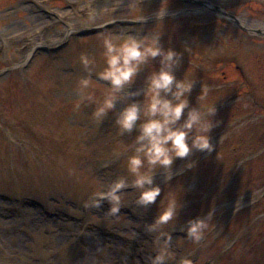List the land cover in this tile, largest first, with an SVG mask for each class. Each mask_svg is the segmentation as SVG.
Listing matches in <instances>:
<instances>
[{
	"label": "rangeland",
	"instance_id": "374dc122",
	"mask_svg": "<svg viewBox=\"0 0 264 264\" xmlns=\"http://www.w3.org/2000/svg\"><path fill=\"white\" fill-rule=\"evenodd\" d=\"M200 1L245 30L166 0L160 41L181 53L176 77L193 79L189 107L214 103L215 147L177 157L170 180L158 169L153 180L161 193L146 207L137 203L139 189H122V208L112 214L106 199L99 207L92 201L120 176L131 184L127 158L136 129L119 131V102L100 123L94 105L74 108L78 80L87 74L79 56H93L101 71L103 35L150 32L163 0H0V264H152L159 237L147 226L170 191L180 193L182 207L162 226L176 253L168 264L184 256L194 264H264V0ZM158 67L159 57L150 60L131 89ZM93 76L101 98L108 82ZM202 86L208 94L201 100ZM209 209L204 237L186 238L185 222Z\"/></svg>",
	"mask_w": 264,
	"mask_h": 264
},
{
	"label": "clouds",
	"instance_id": "9594fccd",
	"mask_svg": "<svg viewBox=\"0 0 264 264\" xmlns=\"http://www.w3.org/2000/svg\"><path fill=\"white\" fill-rule=\"evenodd\" d=\"M102 10L106 9L102 6ZM99 11L94 10L93 14ZM166 12L167 3L163 0L155 12L156 25L146 34L123 37L117 33L104 34V67L101 71L96 72L93 56L84 52L79 56L80 64L87 74L78 80L74 108L78 110L86 103L94 105L92 115L100 123L119 102L122 107L115 118L119 131L123 134L136 129L132 151L127 158V171L133 176L131 184L127 177L120 176L112 182L108 191L97 193L98 198L92 201V206L99 207L106 199L110 203L108 211L112 214L119 213L122 208V189H139L137 203L146 207L156 201L161 193V187L153 180L158 169H163L166 181L170 180L172 165L177 157H185L193 149L211 152L215 147L210 137V131L217 123L212 119L216 111L214 103H198L189 107L187 94L193 87V79L176 77L175 68L181 62V53L161 45V28ZM145 19L142 12L137 17L139 21ZM156 57H159V67L146 75L142 88L132 90L131 85L142 67ZM94 72L99 79L108 82L101 98H97L93 90L96 82ZM207 94V89L202 86L200 99ZM137 96H142V99H134ZM127 148L128 145H125ZM216 155L218 158V151ZM194 165V161H187L185 167L192 168ZM181 207L180 193L170 191L163 207L148 224L147 230L157 232L159 237V247L151 258L152 264H168L170 260H175L176 253L171 247L173 236L171 231H163L162 226L173 221ZM212 219L213 210L209 209L203 216L189 218L181 231L186 232V238L199 242L211 226ZM178 264H194V261L184 256Z\"/></svg>",
	"mask_w": 264,
	"mask_h": 264
},
{
	"label": "water",
	"instance_id": "95a60500",
	"mask_svg": "<svg viewBox=\"0 0 264 264\" xmlns=\"http://www.w3.org/2000/svg\"><path fill=\"white\" fill-rule=\"evenodd\" d=\"M185 2H189V3H193V4H196L198 6H201L203 7L205 10H208L210 12H212L213 14L215 15H218V16H221V17H224V18H228V19H231V20H234V22L237 24V26L241 29H244L240 24L239 22L237 21V19L232 16V15H229L227 14L226 12L222 11L220 8H218L217 6H211L209 4H207L206 2H203V1H198V0H184ZM102 28L99 27V28H96L94 29L92 32H85L84 34L82 35H87L89 33L93 34L99 30H101ZM245 30V29H244Z\"/></svg>",
	"mask_w": 264,
	"mask_h": 264
}]
</instances>
